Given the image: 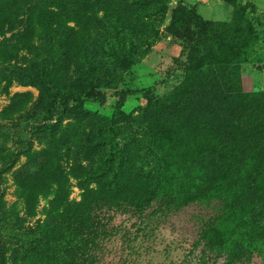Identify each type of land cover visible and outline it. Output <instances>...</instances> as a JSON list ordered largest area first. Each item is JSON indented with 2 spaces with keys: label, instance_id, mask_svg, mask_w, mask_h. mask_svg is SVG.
Wrapping results in <instances>:
<instances>
[{
  "label": "rangeland",
  "instance_id": "rangeland-1",
  "mask_svg": "<svg viewBox=\"0 0 264 264\" xmlns=\"http://www.w3.org/2000/svg\"><path fill=\"white\" fill-rule=\"evenodd\" d=\"M80 2L86 24L63 20L52 0L0 21V264H31L41 251L48 199L28 214L15 173L43 152L67 179L70 200L88 190H132L145 203L141 213H107L115 232L102 242L99 264H264V148L206 149L181 121L180 142L200 153L188 164L156 150L148 129L153 104L188 71L226 67L230 98L241 106L264 94V0ZM123 53L130 68L116 63ZM120 92L132 95L109 145ZM18 97L25 106L13 114ZM228 97L214 89L200 102L202 126L238 114ZM253 179L249 200L225 212Z\"/></svg>",
  "mask_w": 264,
  "mask_h": 264
},
{
  "label": "trees",
  "instance_id": "trees-1",
  "mask_svg": "<svg viewBox=\"0 0 264 264\" xmlns=\"http://www.w3.org/2000/svg\"><path fill=\"white\" fill-rule=\"evenodd\" d=\"M33 1L0 0V21L13 19ZM52 1L63 20L68 23L86 24L87 19L82 12L80 0ZM58 43L63 45L65 41L60 37ZM69 44L71 46V43H67ZM116 63L125 69L132 66L129 56L125 53L122 54V58L116 59ZM225 68L223 66L207 69L205 66L199 71H188L181 85L175 88L170 96L153 104L151 124L148 129L154 138L156 150L166 149L175 159L188 164H197L200 153L191 152L185 140L180 142V134L189 128L195 129L196 135H201L202 141L200 140L199 144L206 146V149L227 150L248 155L264 148V94L249 95L241 106L233 97L230 98L232 84L227 81L226 76L224 77ZM214 89H221L222 95L228 94L229 97L224 101L231 100L238 114L235 115L233 111L230 121L222 125L214 120L213 125L205 122L206 124L203 123L202 126L204 119L200 118L197 108L200 102L209 99V94ZM63 94L73 95L70 92ZM129 95L132 94L120 92L117 96L111 118L113 128L110 129L107 139L109 145L113 144L110 138L117 124L125 119L122 107L125 98ZM20 97L13 103L11 111L13 114L18 113L25 106V102ZM233 116L235 119H232ZM181 121L189 124L186 130ZM113 147L115 148L116 145ZM37 158L40 159L37 164L32 162L27 169L15 173L16 191L25 195L24 204L28 214L35 212L40 199H48L44 220L48 232L41 243V251L33 256L31 264H99L98 254L101 244L115 232L109 226L107 213L131 211L141 213L145 203H138L140 195L132 193V190H88L80 196L79 201L70 200L68 181L64 176L54 172L51 154L48 152L40 153L39 156L35 154L33 159ZM256 179L248 183L245 192L234 193V201L230 206H226L225 212L249 200L251 193L256 189ZM187 195L188 193L184 192L182 198L187 200ZM213 227L214 224L209 225L200 234L196 245L214 232Z\"/></svg>",
  "mask_w": 264,
  "mask_h": 264
}]
</instances>
